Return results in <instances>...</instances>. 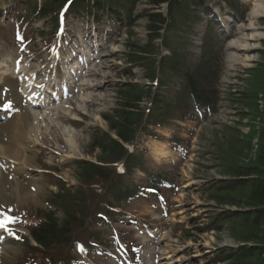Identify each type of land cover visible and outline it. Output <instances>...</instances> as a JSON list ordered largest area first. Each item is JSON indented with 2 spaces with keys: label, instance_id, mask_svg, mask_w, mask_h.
Listing matches in <instances>:
<instances>
[{
  "label": "rangeland",
  "instance_id": "rangeland-1",
  "mask_svg": "<svg viewBox=\"0 0 264 264\" xmlns=\"http://www.w3.org/2000/svg\"><path fill=\"white\" fill-rule=\"evenodd\" d=\"M233 1L236 3L238 0ZM85 2L89 4L91 1L85 0ZM238 2L236 12L240 13V10L244 12L246 8L244 21L239 23L238 27L242 26L246 29L248 25H252L255 30L246 29L244 34L253 32L261 35L260 38L249 42V45L256 48L245 52V55L251 58V61L245 65L231 66L229 62H226L228 42L221 39L215 30L204 35L203 45L198 55L193 52L192 43L198 38L199 31H196L189 39L186 35H182L175 43L170 39L178 38L176 33L167 32L168 35L171 33L173 36L167 40L170 50L166 58L169 54V59L173 58L174 50L181 54L187 53L183 61V69L193 72L198 86L212 93L216 112L202 120L199 117L195 120L190 118L179 129L175 128L173 121L164 128L162 126L157 128L156 125L149 126L144 132L145 135L140 130L137 131L135 141L128 145V147L131 146L129 150L132 156H135L134 162L140 163L145 171L141 173L133 171L125 179L126 182L132 181L145 186L153 177H157L172 184L170 190L162 191L161 198L157 201L152 197L148 199L139 197L121 205L124 214L131 215L140 223L154 225L158 231L157 237L150 238L141 234V231L133 229L130 233L127 225L120 223L117 225L113 216L109 217L110 226L124 233L127 243H133L135 240L144 245L146 264H153V259H155L154 263L158 261L159 264H213L212 259L220 253L219 250L226 249L235 253L244 245H252L248 243L247 238L251 236V231L256 232L254 231L256 229L251 228V222L243 216L236 220L225 221L223 224L217 223V214L221 211L248 213L251 210L245 198L249 190L235 189L231 192L215 193L210 189L215 184L223 185L221 182L225 183L223 187L231 186L234 181L241 180L236 174L242 170H257V175L264 179V162L258 159V154L264 148V17L250 19L252 3L243 8L241 2ZM163 7L164 5L157 7L145 0H139L132 8L135 15L132 17L130 29H125L117 19L114 21L117 29L120 30L118 32L120 36L113 38L108 44L110 46L106 47L100 69L96 72L102 77L93 79L96 89L99 83L103 85V88L97 90L101 96L90 106L89 104L80 105L81 115L79 113L70 114L69 109L64 108L63 117L76 120L74 123L60 122L59 119L53 117H47L42 122H36L33 119L31 125L29 123L27 138L34 141L35 145L32 148L34 152L30 154V160L26 166L30 171H39L40 167L45 171L43 176L36 173L31 174L28 171V178L33 177V184L38 188L37 203L27 201L21 204L12 198L10 190L6 188L0 192V205L16 209L19 214L25 210L30 219L28 224L32 228L38 223L35 218L38 211L42 216L47 214L48 207L45 201L52 196L55 208L50 213H53L58 224L65 221L70 222L69 241L62 245H51L47 250L36 248L35 252L29 250L27 246L22 248L21 244L2 249L1 253L4 255L0 257V264H48L49 261L53 264H60L72 255V259L77 258L74 255V240L75 242L85 240L87 235L98 233L94 225L96 215L103 213L104 205L111 197L109 194L111 187L117 180L122 179L120 175L115 174V168L112 166L115 163L116 170L120 174L123 170L121 166L125 156L115 160L105 156L106 154L102 155L92 146L91 135L98 130V127L101 129L104 126L108 127L106 123L100 126L98 121L101 122L103 117L111 118L114 110L121 109L122 101L118 92L127 91V85L123 84H143L147 73L158 74L157 63L149 68L146 66L149 62H136L135 60L142 56L140 55L143 54L140 52L142 47L152 45L159 48L160 56L157 59L164 56V51L158 42L159 39L150 41L149 27H156V24H150L152 22L147 19L148 14L163 13L166 8ZM220 10L229 13L227 8ZM108 14L106 12V17ZM82 15L86 14L81 13ZM100 18L103 20L100 24L113 29L114 32L117 31L112 28L111 20ZM185 19L189 21V17ZM87 22L91 23L92 20L89 19ZM238 27L230 29L232 40L237 37ZM99 28H101L99 24L95 25L97 30L95 36H98ZM84 30L87 31V29ZM158 34L163 36L164 32L160 29ZM0 36L6 50V53H3L4 58L9 60L6 63L11 68L15 57L11 50L12 29H7ZM43 40L51 41L52 36L48 35ZM206 48L208 51L205 55ZM143 56L149 58V55L143 54ZM174 65L175 74L180 76V67L177 64ZM210 65H215V68ZM87 83L89 84L90 81ZM87 93L78 92L75 99ZM87 96L84 101L88 100ZM56 126H59V132L54 133L52 130ZM150 132L160 138V141H154L155 137L150 136ZM109 136L114 140L117 139L110 130ZM36 139H38L39 146ZM175 140H177L176 144H179L176 151L173 150L175 143H171ZM72 142L75 143L76 150H73ZM161 147L169 152L166 161L157 155ZM184 148L189 150L187 156L182 155ZM77 159L101 163L105 166L104 170L110 167L104 175H108V179L92 177V182L83 183L79 170L73 166ZM233 173H235L234 176ZM244 179L246 178L243 177L242 180ZM62 181L66 183L58 184ZM62 186L65 191L54 197ZM32 195L34 196L35 193ZM229 199H234L239 204L220 203L222 200L228 201ZM86 214L91 217L85 218ZM94 218L95 220L92 221L91 219ZM208 219L211 227L207 224ZM110 233L111 231H103L100 237L110 238ZM157 252L159 255L156 257ZM91 258L96 264H107L105 261ZM251 263L258 264L256 259H253Z\"/></svg>",
  "mask_w": 264,
  "mask_h": 264
},
{
  "label": "trees",
  "instance_id": "trees-1",
  "mask_svg": "<svg viewBox=\"0 0 264 264\" xmlns=\"http://www.w3.org/2000/svg\"><path fill=\"white\" fill-rule=\"evenodd\" d=\"M148 1L149 4L153 6H159L160 4L169 2L170 0ZM147 19L148 21L152 22L150 24H156V27H149L151 39L155 38L156 28L159 27V25H164L167 20L170 22V16L167 18V20H162L159 15H147ZM153 50L154 46L142 47L140 52L143 54H151L153 53ZM197 95L198 93L195 92V96ZM143 96L144 95L141 92H137V88L135 87L127 89V91L123 93L120 106L121 110L117 113L115 112L114 115L108 119L109 130L116 135L117 139L114 140L108 135L93 139L92 146L95 149H98L102 155L106 154L105 156H109L110 159H117L123 154V149L119 142L128 143L133 139L135 129L141 120L140 113L135 112L134 109H136V103H138L143 98ZM258 159L259 161L264 162V148L258 154ZM77 169L80 172V178L82 182L85 184H89L90 181L92 182V177H101L104 180H107L109 177L108 175L104 176L107 173V170H104L102 167L94 164L83 163L77 166ZM257 173V170H242L236 174V176L241 178V180L234 181L231 186L229 185L228 187H223L225 183L221 182L223 185L215 184L212 186V188H210L212 189V192L215 193L224 191L231 192L235 189H248L249 191L245 198L250 205L251 210L248 213H237L232 211L221 212L218 214L217 223L221 222L223 224L225 221L236 220L242 218L243 216L245 219L251 222V228L256 229L254 230L256 232L251 231V236L247 238L248 243L252 244L251 246L244 245V247L238 248L235 253L224 250L219 251L221 255L216 257L214 264L222 262L226 257V262H230L231 264H252L251 261H253V259H256L258 264H264V179H261ZM234 174L235 173L232 175L234 176ZM243 177L246 179L242 180ZM111 189L115 190L116 186L113 185ZM220 203L234 205L239 204L236 203L234 199H229L228 201L222 200ZM47 219L48 220L45 221L43 225L33 232L34 241L42 248L50 247L56 243L66 242L67 239H65V237L70 233V231L64 228L62 224L59 225L54 219L53 215Z\"/></svg>",
  "mask_w": 264,
  "mask_h": 264
},
{
  "label": "bare ground",
  "instance_id": "bare-ground-1",
  "mask_svg": "<svg viewBox=\"0 0 264 264\" xmlns=\"http://www.w3.org/2000/svg\"><path fill=\"white\" fill-rule=\"evenodd\" d=\"M111 1V0H108ZM127 1V0H125ZM243 2H247L248 0H241ZM189 0H173L172 3L175 6L176 10H172L170 12V22L165 29L164 35L160 36L158 32H160L156 28V35L155 40L160 41H167L172 36L171 33L168 35V31H171L173 33L176 32L177 27L181 24L180 18L177 16L178 12L182 10L184 6L187 5ZM204 4H207L205 2ZM223 0L219 1V5L215 6L213 9L215 10L216 15H221L222 11H218V9L221 8H227L230 12H235L236 9H238L239 2L237 1L234 3L233 0H226L225 6L223 5ZM242 5V3H241ZM236 6V7H235ZM251 14L250 19H255L256 17H264V0H252V6H251ZM109 13L112 14L113 11H117V9H108ZM197 11L192 13V15H195ZM228 13V12H227ZM112 16H115V14H112ZM247 30H255L252 25H248L246 28ZM244 27L239 26L237 29V37L233 40L229 41L227 43V58L226 62L230 63L231 66H234L235 64H242L245 65L248 62L251 61V58L245 55V52L248 51L252 47L249 45L250 41L256 40L257 38H260L261 35L255 34L253 32L249 34H244V30H246ZM149 40H147L148 42ZM151 41V40H150ZM251 46V47H250ZM186 52L181 54L177 51H173V60L174 62L180 67L179 73L183 70V64L184 59L187 57ZM143 61H145V57L142 58ZM154 62L149 61V63H146L147 67H153ZM99 85L97 86V88ZM132 85H127V89L132 88ZM88 90H91V87L88 88ZM90 98V96L88 97ZM97 98H100V95L97 94ZM15 102V100H13ZM15 104H19L18 102H15ZM63 120V117H58ZM32 119V116L27 115L25 112H22L15 121L11 123H6L0 128V164L2 165V162L10 168L12 165V170L8 174L11 175L12 182L8 183V180L5 178V175L2 171H0V192L6 189V184L8 183L10 185V193L12 198L16 199L17 202L24 204L27 201H30L32 203H37L36 195H38L37 191L35 195L33 196L32 192L29 191L30 187H35L34 185L30 184V182L25 183L22 180V177L25 176V170H26V164L30 160V154H31V148L35 145L34 142H30L31 140H28L27 135L29 134V121ZM64 121L70 123L67 119H64ZM100 123V122H99ZM101 124V123H100ZM31 125V124H30ZM52 132H59V126H56L55 129L52 130ZM41 133V132H40ZM62 136V135H61ZM2 138H5V140H1ZM62 138V137H61ZM72 148L73 150H76L77 147L75 143L72 142ZM71 149V148H70ZM158 150V149H157ZM157 155L164 159L165 161L169 157V152L164 147H161L157 151ZM36 189V187H35ZM61 223H59L60 225ZM62 225L64 228H70V222L65 221L62 222ZM72 226V225H71ZM172 252V251H171ZM221 253H219V256ZM227 261V257L222 262H219L220 264H223ZM225 264V263H224Z\"/></svg>",
  "mask_w": 264,
  "mask_h": 264
},
{
  "label": "snow or ice",
  "instance_id": "snow-or-ice-1",
  "mask_svg": "<svg viewBox=\"0 0 264 264\" xmlns=\"http://www.w3.org/2000/svg\"><path fill=\"white\" fill-rule=\"evenodd\" d=\"M9 221L5 220L4 222H0V227H6V224L8 223Z\"/></svg>",
  "mask_w": 264,
  "mask_h": 264
}]
</instances>
